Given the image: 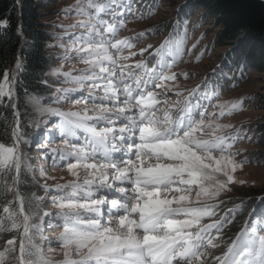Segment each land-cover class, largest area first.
Masks as SVG:
<instances>
[{"label":"snow or ice","instance_id":"snow-or-ice-1","mask_svg":"<svg viewBox=\"0 0 264 264\" xmlns=\"http://www.w3.org/2000/svg\"><path fill=\"white\" fill-rule=\"evenodd\" d=\"M131 8L128 0H76L75 11L84 19L72 27L82 31L71 36L66 58L84 68L75 75L57 73L75 86L59 90L65 93L59 98L85 86L89 96L79 111L51 110L62 117L64 138L62 148L51 150L58 153L53 163L67 161L73 177L56 186L60 194L51 197L56 213L37 217L21 192L30 165L20 148L18 113L12 143L0 142V235L18 233L0 247V264H208V249L221 247L216 241L233 210L215 219L219 198L231 191L229 185L245 183L234 173L250 161L238 160L233 150L243 139L240 131L226 133L231 125L215 118L241 111L245 101L214 105L218 112L208 113L201 102L211 103L220 93L199 94L198 85L183 101L170 102L173 88L167 82L178 79L172 68L182 58L184 39L173 34L153 52L152 45L133 51L152 30L118 38L125 21L116 17ZM4 27L6 21L0 23ZM146 52L148 58L132 61ZM179 75L187 79L189 73ZM12 95L5 72L0 102ZM39 171L46 176L43 167ZM253 211L225 251L211 256V264H264V212ZM52 215L60 217L56 227L62 230L48 240L43 217Z\"/></svg>","mask_w":264,"mask_h":264},{"label":"rangeland","instance_id":"rangeland-1","mask_svg":"<svg viewBox=\"0 0 264 264\" xmlns=\"http://www.w3.org/2000/svg\"><path fill=\"white\" fill-rule=\"evenodd\" d=\"M128 3L132 5L131 11L125 10L122 16L116 17L117 21L121 19L125 21V26L118 33V38L134 37L140 32L152 30L136 43L133 51L138 52L139 49L152 45L149 52H153L173 34H178L180 38L184 39L182 58L172 68V71L178 74V79L175 82H167L173 88V91L167 93L170 102L178 99L183 101L198 85L200 86L199 94L213 91L220 93L219 97H214L211 103L201 102L208 105V113L218 112L214 105L240 98L245 101L241 111L230 116L215 118L220 124L231 125L225 130L226 133L240 131L243 139L236 142L233 150L240 153L236 157L238 160L247 157L250 161L244 165L242 170L238 169L234 173L237 180H243L245 183L229 185L231 191L222 193L219 198L223 202L219 205L218 216L215 219H219L229 209L233 210L229 214V219L232 222L223 228L216 241L221 247L208 249L211 256L220 255L231 243H228V239H226L231 233L229 235H225V233L233 227L234 223L238 226L236 233H239L244 228L245 221L250 220V217L256 214L253 210H256L257 213L264 212V207L261 206L262 201L257 199L249 202L252 198L264 196V159L260 160V152L264 151V147L261 144L263 136L258 129V125L264 124V71L260 72L248 64L233 68L226 59L229 54L238 53L237 46L240 40L234 43H222L219 37L221 28L215 27L211 18L204 19L203 12L195 10L194 5L191 4V8L187 10L189 18L182 21L180 11L187 0H157L148 3L146 0H128ZM39 4L40 22L43 23L50 35L47 47L52 64L46 72V77L50 80L51 92L48 93L50 96L44 100L32 97L25 99L29 112L28 116H25L27 119H24V123L20 125V131L26 132L24 133L25 137L22 136L20 148L30 165L27 171L35 181V186L29 193L27 201L31 202L32 212L37 217L42 216L45 212L56 213L58 211L51 200L52 196L60 194L57 192L56 186L73 179L64 167L67 161L57 160L56 163H53V158L58 153L51 150L62 148L64 138L60 131L62 117L52 115L51 110L61 113L79 111L85 106L84 99L89 96V90L85 86L79 91L68 93L67 99L59 98L65 95L59 90L75 86L68 83L63 75H57V73L73 72L75 75L84 68L83 64L66 58L70 56L71 36L82 31V29L72 27L84 19L75 11L76 0H39ZM150 8L152 12L151 15H148ZM69 9L72 10L68 11ZM105 18L111 21L110 15ZM193 45H195L194 48ZM189 49H191L190 52ZM148 55V52L144 53L143 57L137 55L132 58V61L146 59ZM198 56L200 59L197 61ZM15 61L10 74H8L11 89L12 76L17 62ZM152 63L155 61L153 60ZM185 72L189 73L187 79L179 75ZM2 82L3 76L0 83ZM156 91L162 92L163 90L157 89ZM176 91L182 92L183 95L177 97ZM34 99L39 102V105H36ZM189 99L195 104L198 97H189ZM75 101H80V103H75ZM88 106H92L91 100H88ZM28 133L30 136L26 135ZM78 135H81L82 142L83 134L78 133ZM73 143L76 141L73 140ZM41 167L46 172V176L40 175ZM36 197L42 199L37 200ZM261 218L264 219V216ZM43 220V235L48 240H54L62 230L60 227H56V225L62 224V220L57 215L45 216ZM208 222L210 220L206 218L204 223ZM49 224L53 226L48 227ZM11 235H18V233L0 235V247L3 246L6 239L11 238ZM45 251H48L47 246H45ZM49 254L52 255V253ZM211 256L208 264H211ZM53 258L60 260L62 256L54 255Z\"/></svg>","mask_w":264,"mask_h":264},{"label":"trees","instance_id":"trees-1","mask_svg":"<svg viewBox=\"0 0 264 264\" xmlns=\"http://www.w3.org/2000/svg\"><path fill=\"white\" fill-rule=\"evenodd\" d=\"M146 1L148 3L157 0ZM191 4L194 5L195 10L203 12L204 19L211 18L214 26L221 28L219 37L222 43H234L240 40L237 46L238 53L229 54L226 59L233 68L248 64L260 72L264 71V4L262 2L187 0L180 11L182 21L189 18L187 10L191 8ZM39 10V0H0V23L7 22V27L0 28V82L5 72L10 74L17 55L20 64L14 80V98L5 97L0 102V142L6 145L12 143L11 128L15 121L14 111L18 113L19 124L22 125L29 112L25 99L32 97L44 100L51 92L50 80L46 77V72L52 64L47 47L50 35L40 22ZM258 129L263 136L261 144L264 147V124L258 125ZM20 132L21 136L25 137L26 132L23 130ZM26 135L30 136L29 133ZM260 157V160L264 159V151L260 152ZM22 180L21 192L27 202L35 181L28 171L26 175H22ZM252 200L257 198H252L249 202ZM258 201H262L261 206L264 207V196ZM237 229L238 226L234 223L225 233V235L231 233L226 238L227 242L236 236Z\"/></svg>","mask_w":264,"mask_h":264},{"label":"water","instance_id":"water-1","mask_svg":"<svg viewBox=\"0 0 264 264\" xmlns=\"http://www.w3.org/2000/svg\"><path fill=\"white\" fill-rule=\"evenodd\" d=\"M259 1L261 2V0H259ZM20 41L22 42V36H20ZM16 59H17V62H16L15 70L13 72V76H12V89L11 90L13 92V96H14V86L13 85H14L15 75H16V71H17V64L19 63V56L18 55L16 56ZM13 128H14V126L11 129V133H12ZM12 139H13V137H12Z\"/></svg>","mask_w":264,"mask_h":264},{"label":"bare ground","instance_id":"bare-ground-1","mask_svg":"<svg viewBox=\"0 0 264 264\" xmlns=\"http://www.w3.org/2000/svg\"><path fill=\"white\" fill-rule=\"evenodd\" d=\"M16 66V65H15ZM34 101L37 103L36 105H39V102L37 101V100H35L34 99ZM31 102V101H30ZM15 127V126H14ZM82 134V133H81ZM110 196L112 195V194H109Z\"/></svg>","mask_w":264,"mask_h":264}]
</instances>
